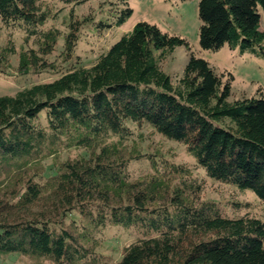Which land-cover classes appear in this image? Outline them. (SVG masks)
Wrapping results in <instances>:
<instances>
[{
  "label": "trees",
  "instance_id": "1",
  "mask_svg": "<svg viewBox=\"0 0 264 264\" xmlns=\"http://www.w3.org/2000/svg\"><path fill=\"white\" fill-rule=\"evenodd\" d=\"M43 0H0V21L33 40V48H0V73L17 55L19 75L55 69L48 60L62 32ZM80 4L86 0H58ZM184 1V0H180ZM99 28L121 26L132 14L117 0ZM264 0H199V46L227 45L264 60ZM88 19L84 18L81 22ZM80 21L63 32V61L71 59ZM176 46L189 52L176 83L161 62ZM223 81L188 42L137 22L88 67L0 96V257L19 253L52 264H264V220L230 216L205 200L191 170L178 164L129 179L134 128L146 126L185 146L213 181L250 190L264 211V94L229 101ZM45 111V120L41 118ZM85 156L59 162L42 179L40 162L62 149ZM135 228L140 237L109 263L93 251L106 226Z\"/></svg>",
  "mask_w": 264,
  "mask_h": 264
},
{
  "label": "rangeland",
  "instance_id": "2",
  "mask_svg": "<svg viewBox=\"0 0 264 264\" xmlns=\"http://www.w3.org/2000/svg\"><path fill=\"white\" fill-rule=\"evenodd\" d=\"M199 0H128L132 9L130 17L118 27L102 29L99 21L110 18V8L116 6L117 0H86L80 4H63L58 0H43V7H47L54 16L46 23V28H56L62 32L55 50L48 56L54 61L55 69L41 70L37 73L19 75L16 71L17 55L10 59L8 74L0 73V96L15 95L20 89L36 84L49 82L57 78L60 73L72 67H88L124 33L141 21L155 24L161 31L184 38L191 52L206 60L214 72L223 81L230 79L231 90L229 101L243 97H257L264 94V60L251 54H240L237 50L224 45L218 50H205L199 46L198 18ZM88 19L81 22L82 19ZM80 21L77 29V41L70 60L63 61L59 56L62 50L63 32L70 29V25ZM260 29L264 31V19L261 17ZM14 47L33 48V40L24 42V34L15 28H6L0 21V48L7 42ZM189 52L184 46H176L173 51L161 62V69L176 83L182 75ZM45 111L41 118L45 120ZM134 140L128 141V148L138 149L139 158L132 159L127 166L129 179H137L154 173L148 155L158 159V166L165 161L167 164H178L191 170V176L202 186V195L205 200L215 201L222 212L227 215H251L264 220V211L259 199L250 191H240L221 182L206 177L204 172L195 166L194 159L187 153L184 145L168 140L151 131L146 126L134 128ZM82 148L60 150L57 155L48 156L40 162L42 179L53 175L59 162L67 158L85 156ZM140 237L135 228H124L118 225H109L95 233L93 251L102 256L109 263L118 261L122 249ZM0 264H52L46 259H34L19 253H10L0 257Z\"/></svg>",
  "mask_w": 264,
  "mask_h": 264
}]
</instances>
